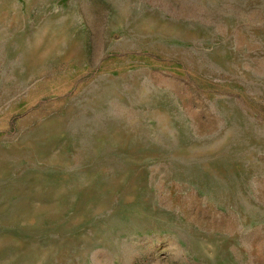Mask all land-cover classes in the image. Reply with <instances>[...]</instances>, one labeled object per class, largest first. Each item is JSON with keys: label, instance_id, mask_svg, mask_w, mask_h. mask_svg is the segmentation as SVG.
<instances>
[{"label": "rangeland", "instance_id": "374dc122", "mask_svg": "<svg viewBox=\"0 0 264 264\" xmlns=\"http://www.w3.org/2000/svg\"><path fill=\"white\" fill-rule=\"evenodd\" d=\"M0 264H264V0H0Z\"/></svg>", "mask_w": 264, "mask_h": 264}]
</instances>
